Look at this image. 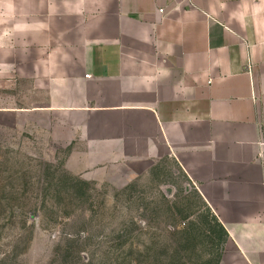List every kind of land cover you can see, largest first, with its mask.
<instances>
[{
    "label": "crops",
    "instance_id": "crops-1",
    "mask_svg": "<svg viewBox=\"0 0 264 264\" xmlns=\"http://www.w3.org/2000/svg\"><path fill=\"white\" fill-rule=\"evenodd\" d=\"M1 79L49 97L4 111H64L91 159L171 161L220 264H264V0H0Z\"/></svg>",
    "mask_w": 264,
    "mask_h": 264
},
{
    "label": "rangeland",
    "instance_id": "rangeland-1",
    "mask_svg": "<svg viewBox=\"0 0 264 264\" xmlns=\"http://www.w3.org/2000/svg\"><path fill=\"white\" fill-rule=\"evenodd\" d=\"M48 99L31 80H0V264H220L225 244L171 161L149 174L91 159L67 143L64 111L3 110Z\"/></svg>",
    "mask_w": 264,
    "mask_h": 264
},
{
    "label": "trees",
    "instance_id": "trees-1",
    "mask_svg": "<svg viewBox=\"0 0 264 264\" xmlns=\"http://www.w3.org/2000/svg\"><path fill=\"white\" fill-rule=\"evenodd\" d=\"M207 211H208V215L206 216V222L207 223V226L206 227H210V230L212 232H217L219 233V239L221 241V244H225V242L227 241V231L225 229V227L218 221V219L211 213V211L207 208ZM208 217H210V221H208ZM194 224V223H193ZM196 226V224H195ZM192 230V229H191ZM188 231L186 230V235H188Z\"/></svg>",
    "mask_w": 264,
    "mask_h": 264
}]
</instances>
